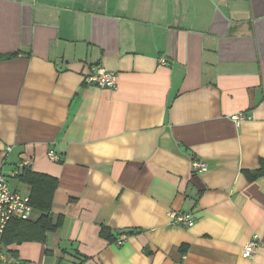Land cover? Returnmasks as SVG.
<instances>
[{
    "label": "crops",
    "instance_id": "1",
    "mask_svg": "<svg viewBox=\"0 0 264 264\" xmlns=\"http://www.w3.org/2000/svg\"><path fill=\"white\" fill-rule=\"evenodd\" d=\"M263 165L264 0H0V177L58 183L0 264H264Z\"/></svg>",
    "mask_w": 264,
    "mask_h": 264
},
{
    "label": "built area",
    "instance_id": "2",
    "mask_svg": "<svg viewBox=\"0 0 264 264\" xmlns=\"http://www.w3.org/2000/svg\"><path fill=\"white\" fill-rule=\"evenodd\" d=\"M85 83L88 86L97 85L102 88H115L117 83V76L115 73L107 71L102 67L95 68L94 72L85 77ZM232 120L239 124L246 120L244 115H236L232 117ZM49 159L53 162H59L61 160L54 152H49ZM30 166V162H23L20 168ZM193 168L196 172H206L207 165L200 161L193 163ZM19 170L13 173L17 176ZM34 207L31 204V199L28 196H22L17 192L11 190L8 180L5 177H0V262L6 259L4 254L3 235L7 229L9 223L13 220L28 221L32 218ZM171 222L186 227H192L195 224V220L192 214L178 213L171 211L169 213ZM127 240V236H123L119 239L118 244L121 245ZM260 246V237L254 235L250 241L246 244L243 252V258L251 259L257 253ZM17 264H21L17 261Z\"/></svg>",
    "mask_w": 264,
    "mask_h": 264
},
{
    "label": "trees",
    "instance_id": "3",
    "mask_svg": "<svg viewBox=\"0 0 264 264\" xmlns=\"http://www.w3.org/2000/svg\"><path fill=\"white\" fill-rule=\"evenodd\" d=\"M243 174L249 182H254L264 174V165L255 171L245 170ZM17 176L31 186V204L41 212L48 213L52 207L57 181L51 177L33 173L30 169H24ZM56 227L57 225L49 215H42L36 223L13 220L4 232L3 243L8 244L13 241L21 243L28 240L24 236L30 232H35V235L39 236L38 239H43L46 232H50Z\"/></svg>",
    "mask_w": 264,
    "mask_h": 264
}]
</instances>
